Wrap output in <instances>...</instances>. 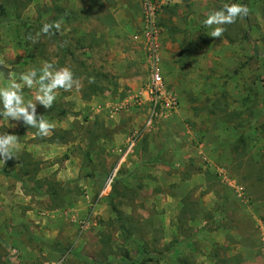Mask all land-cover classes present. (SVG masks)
Returning <instances> with one entry per match:
<instances>
[{"label": "rangeland", "instance_id": "1", "mask_svg": "<svg viewBox=\"0 0 264 264\" xmlns=\"http://www.w3.org/2000/svg\"><path fill=\"white\" fill-rule=\"evenodd\" d=\"M169 1L161 71L177 106L146 127L138 0H0V87L45 61L82 85L37 103L50 137L0 116L20 139L0 173V264H264V0ZM226 3L250 15L212 38L202 21ZM92 84L99 113L76 100Z\"/></svg>", "mask_w": 264, "mask_h": 264}, {"label": "clouds", "instance_id": "2", "mask_svg": "<svg viewBox=\"0 0 264 264\" xmlns=\"http://www.w3.org/2000/svg\"><path fill=\"white\" fill-rule=\"evenodd\" d=\"M250 15V9L246 4L231 3L224 4L221 10L210 12L202 21L203 25L212 29L209 36L221 38L226 31L225 25H232L237 20H244ZM63 20L51 23H44L39 32L27 39L33 43L39 41L40 36H54L62 29ZM3 62L0 61V66ZM2 75V73H0ZM159 77H157V80ZM94 78H90L89 83H93ZM36 89L34 101L26 100L23 94L24 88ZM82 87L81 80L68 67L55 68L50 62L45 61L39 73L36 69H30L19 75V82L12 78L9 73V80L6 86L0 87V116L3 120L23 121L26 126L36 129L35 135L45 138L50 137L56 127L54 122H50L47 116L37 115V103L45 109H51L57 99L58 90L71 92L73 89L79 90ZM19 137L8 133H0V164H6L15 158L19 161L16 153L19 151Z\"/></svg>", "mask_w": 264, "mask_h": 264}, {"label": "built area", "instance_id": "3", "mask_svg": "<svg viewBox=\"0 0 264 264\" xmlns=\"http://www.w3.org/2000/svg\"><path fill=\"white\" fill-rule=\"evenodd\" d=\"M141 15L139 33L134 35L133 39L139 46L144 56V61L148 69V79L145 89L140 94V99L135 100V103L147 102L150 104V114L145 126L152 124V120L157 116V109L165 110L175 109L177 102L175 97L166 89L165 81L161 72V56L162 44L161 35L162 29L158 24L159 14L169 0H138ZM157 77L159 79L157 80ZM129 104L128 100L122 102L121 107H126ZM140 104V103H139ZM134 142L130 141L128 149L132 148ZM239 189L236 190L239 192ZM261 242L264 243V235L261 236Z\"/></svg>", "mask_w": 264, "mask_h": 264}, {"label": "crops", "instance_id": "4", "mask_svg": "<svg viewBox=\"0 0 264 264\" xmlns=\"http://www.w3.org/2000/svg\"><path fill=\"white\" fill-rule=\"evenodd\" d=\"M171 4H172V2L169 1L168 4L162 8V10H161V12H160V14H159V17H158V24L160 25V27H161V29H162V35H161L162 49H163V40H164V29H163V27H162L161 24H160V16H161V14H162L164 8L170 6ZM139 26H140V20H139ZM115 54L121 55V52H117V51H115ZM162 58H163V56H162ZM161 72L163 73V68H162V71H161ZM163 75H164V74H163ZM126 81H129V80L126 79ZM128 84H129V82H128ZM105 93H106V92H105ZM105 93H104L103 95H101V94L91 95V96L89 97V99L86 98V97H83V95H82V96H80V99H79L78 97H76V100L79 101L80 104H81L83 107H85L87 103H88V104L90 103L91 108H92V110L94 111V113H99L100 110H102V109L105 110V109L110 105V102L105 101V100H108V95H107V93H106V94H105ZM101 99H102L103 101H105V102H104V103H105V106H102ZM96 101H99V102H101V103H97ZM94 102H95V103H94ZM91 103H92V104H91ZM128 154H129L128 152H124V153H122L121 156H120L121 158H120V162H119V163H122V162L127 158ZM157 154H158V153H156V155H157Z\"/></svg>", "mask_w": 264, "mask_h": 264}, {"label": "trees", "instance_id": "5", "mask_svg": "<svg viewBox=\"0 0 264 264\" xmlns=\"http://www.w3.org/2000/svg\"><path fill=\"white\" fill-rule=\"evenodd\" d=\"M92 87V89H93V84H92V86H90L89 85V88H91ZM94 91L92 92V94L91 95H97V94H100V92L94 87ZM91 95H89V96H91ZM88 96V97H89ZM7 164V163H6ZM6 164H3V166H2V168H0V173H3V174H8V172L6 171V169H5V167H6Z\"/></svg>", "mask_w": 264, "mask_h": 264}]
</instances>
